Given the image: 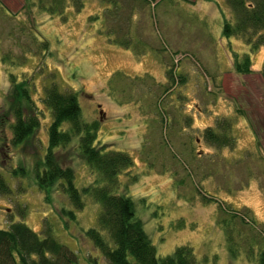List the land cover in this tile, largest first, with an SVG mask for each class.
I'll return each mask as SVG.
<instances>
[{"label": "rangeland", "instance_id": "rangeland-1", "mask_svg": "<svg viewBox=\"0 0 264 264\" xmlns=\"http://www.w3.org/2000/svg\"><path fill=\"white\" fill-rule=\"evenodd\" d=\"M31 1L0 0V173L10 188L0 194V228L23 221L41 236L48 229L79 264H107L85 235L97 228L99 202L84 195L75 211L58 185L42 191L36 184L34 168L42 164L51 119L41 99L54 84L76 92L85 121H98V146L131 156L117 191L132 200L158 257L187 245L203 264H258L245 251L252 234L264 238V46L252 50L240 37L222 34L223 20H233L225 0H158L154 7L121 0V17L132 19L127 25L116 12L115 27H126L116 35H133L129 47L105 32L99 0H84L79 11L68 3L53 15ZM39 41L48 44L44 54ZM244 54L249 74L234 69ZM168 66L177 74L174 86L165 74ZM15 88L26 89L39 117L38 128L17 145L9 127ZM165 88L172 89L163 95ZM221 117L232 122V148L203 138ZM55 157L73 169L78 189L96 177L75 140ZM20 167L25 175L14 176L12 169ZM222 207L250 224H231L241 233L235 256L226 246ZM62 209L74 211L75 218ZM101 234L108 240L106 231Z\"/></svg>", "mask_w": 264, "mask_h": 264}, {"label": "trees", "instance_id": "trees-1", "mask_svg": "<svg viewBox=\"0 0 264 264\" xmlns=\"http://www.w3.org/2000/svg\"><path fill=\"white\" fill-rule=\"evenodd\" d=\"M99 1L105 5L102 11L103 26L106 25L105 32L112 36L114 43L122 47L132 45L133 35L128 32H122L119 37L116 35V32L125 31L126 27L124 28L123 24H130L132 19L129 14L124 18L121 17L122 1ZM141 1L152 4L151 7H154L158 0ZM31 3L39 11L53 15L61 14L68 3L75 11H79L84 0H32ZM225 3L233 20L226 18L223 20L222 34L225 37H240L252 50L264 46V0H225ZM116 12H118L117 20L119 18V21L123 20L124 23L119 22L115 27ZM39 43L44 54L48 50V44L45 41H39ZM5 59L7 58L2 57L3 61ZM234 69L237 73H251L249 55L244 54L240 60H236ZM165 74L173 86L176 85L174 78L177 74L174 73L172 66H168ZM260 75L264 80V68L260 71ZM11 77L14 76L11 75ZM183 79L180 76V80ZM171 89L165 88L163 95ZM11 97L17 99L14 102L9 100L11 143L17 145L27 141L38 128L39 117L35 102L25 88L20 90L15 88ZM19 98L24 99L26 104L24 107ZM41 100L49 110L51 119L47 128L48 143L42 157V164L41 166L36 164L34 168L37 187L47 191L50 187L58 185L75 211L83 207L84 195L99 202L101 209L97 217V228L87 229L85 235L107 264H203L196 260L193 249L187 245L177 246L171 254L163 257L157 256L155 246L150 241L143 223L134 215L132 200L117 191L120 185L118 176L122 171L131 169L132 158L126 152L97 145L99 123L96 120L88 122L82 118L76 92H62L51 84L44 88ZM5 118L9 119L7 115L4 116ZM63 123H67V129L61 128ZM231 128V120L221 117L216 120L214 127L205 128L203 138L210 145L232 148L235 141L230 133ZM73 140H75L77 152L96 176L92 183L81 189L74 185L73 169L70 166H61L55 157L59 148L67 147ZM11 173L14 176L25 175L21 167L13 168ZM8 193L10 188L0 173V194ZM203 197L211 199L209 196ZM223 209L225 208L222 207L225 218H222L221 224L223 223L226 246L229 253L235 256L236 247L239 245L235 237H240L241 233L238 230L233 232L230 228L231 224L234 221L237 222L236 219L242 229L244 225L250 224L238 211ZM61 211L75 218L74 211L65 209ZM102 231L107 232L108 240L103 238ZM245 252L253 260L257 258L258 264H264V238L258 236L256 232L252 234ZM0 264H79V260L73 251L51 236L48 229L44 230L41 236L23 221H15L11 222L7 228H0Z\"/></svg>", "mask_w": 264, "mask_h": 264}, {"label": "crops", "instance_id": "crops-1", "mask_svg": "<svg viewBox=\"0 0 264 264\" xmlns=\"http://www.w3.org/2000/svg\"><path fill=\"white\" fill-rule=\"evenodd\" d=\"M104 8V7H103Z\"/></svg>", "mask_w": 264, "mask_h": 264}]
</instances>
